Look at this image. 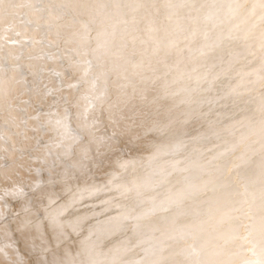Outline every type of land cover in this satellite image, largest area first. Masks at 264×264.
I'll return each instance as SVG.
<instances>
[{
  "label": "bare ground",
  "instance_id": "6f19581e",
  "mask_svg": "<svg viewBox=\"0 0 264 264\" xmlns=\"http://www.w3.org/2000/svg\"><path fill=\"white\" fill-rule=\"evenodd\" d=\"M12 3L0 16V175L30 167L46 176L58 160L67 175L53 189L56 206L72 203L62 219L86 217L64 245L72 255L87 248L97 264H259V213L235 211L242 200L259 205L264 186L258 0ZM83 61L91 67L82 81ZM101 93L76 119L84 97ZM65 109L69 135L57 147L49 123L57 116L47 113Z\"/></svg>",
  "mask_w": 264,
  "mask_h": 264
},
{
  "label": "snow or ice",
  "instance_id": "6c2138e0",
  "mask_svg": "<svg viewBox=\"0 0 264 264\" xmlns=\"http://www.w3.org/2000/svg\"><path fill=\"white\" fill-rule=\"evenodd\" d=\"M12 7V0H0V16L6 12L11 14ZM228 7L232 8L233 6L230 4ZM235 7L239 9L243 5L237 3ZM256 8L261 10V18L264 19V0H258V3L252 5L253 13ZM261 60L264 63V56L261 57ZM80 63V61H76L74 64L70 62L69 67L79 66ZM83 63L88 67L83 69V75L80 78L82 81L88 75L91 61H83ZM56 75L59 76L60 73H56ZM99 78L97 76L92 80L90 93L95 92L96 80ZM75 86L69 85V87ZM52 91L49 90L50 93ZM101 98L102 93L86 95L84 99L88 100L89 104L84 113L78 112L75 118L81 119L89 109H94L93 101H99ZM47 115L49 117L57 116L55 121L49 120V123L58 133L59 140L56 146H62L69 135L70 113L65 109L63 116L52 112L47 113ZM33 119L38 120L39 116H35ZM99 119L100 116H93L92 121L86 123L90 134ZM128 119H132V117H128ZM22 123L27 128V119ZM155 127L156 122L153 121L146 130L151 131ZM261 131L264 133V121H261ZM262 139H264V135H262ZM262 149H264V144H262ZM67 153L66 148L64 155ZM51 154L49 150L47 155ZM235 167H239V165ZM57 168L58 160L53 159L52 163L47 166L46 176L45 170L30 167L26 172L20 169L14 174L0 175V264H97L87 248L73 256L70 248L64 246L70 240L72 233L78 234L77 227L86 217L62 219L68 209L72 207V203L56 206L58 197H56L53 189L57 185L63 184L67 175L66 172L58 171ZM260 169L261 183L264 185V159L261 161ZM5 183L7 187H3ZM259 199V205L242 200L240 207L235 211L240 212L244 219H251L256 213H259L261 227L258 242L261 245L260 255L262 257L259 264H264V186L259 191ZM81 243L83 244V242ZM79 256H86L87 259L79 260ZM135 264H144V262L143 260L136 261Z\"/></svg>",
  "mask_w": 264,
  "mask_h": 264
},
{
  "label": "rangeland",
  "instance_id": "374dc122",
  "mask_svg": "<svg viewBox=\"0 0 264 264\" xmlns=\"http://www.w3.org/2000/svg\"><path fill=\"white\" fill-rule=\"evenodd\" d=\"M158 0H151V3H153V4H151L152 5V8H151V5H150V8L149 9H154V7L156 6V8H157V5H159V4H157L158 2H157ZM156 4V5H155ZM154 5V6H153ZM139 20H141V18L140 17H137L136 19H135V22H139Z\"/></svg>",
  "mask_w": 264,
  "mask_h": 264
}]
</instances>
